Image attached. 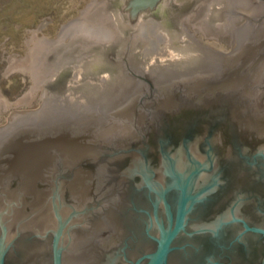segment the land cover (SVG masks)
<instances>
[{"label": "water", "instance_id": "water-1", "mask_svg": "<svg viewBox=\"0 0 264 264\" xmlns=\"http://www.w3.org/2000/svg\"><path fill=\"white\" fill-rule=\"evenodd\" d=\"M160 1L155 14L142 16ZM25 45L30 60L20 69L41 89V106L11 113L0 127V264L10 247L5 227L24 224L33 186L47 184L52 212L62 198V171L80 178L87 162L111 165L123 156L143 162L138 169L144 172V241L155 244L143 256L144 264H168L173 243L185 233L191 198L184 173L186 141L177 137L184 136L186 122L163 116L179 114L175 110L194 93L200 98L236 92L242 129L264 133L263 120L259 123L248 108L264 107V0H91L77 18L59 27L55 38L35 30ZM194 80L218 84L190 88ZM156 115L162 119L158 136L179 131L177 147L146 143ZM164 146L170 148L167 153ZM260 147L264 153V144ZM157 150V171L165 168L168 176L171 167L177 172L164 189L156 177L155 191L148 170ZM169 193L177 195L174 218L165 197ZM158 206L168 212L166 226L157 218ZM241 222L264 240V227ZM218 224L212 229L216 239L225 232ZM61 230L53 233L51 264H62ZM259 252L264 264V248Z\"/></svg>", "mask_w": 264, "mask_h": 264}, {"label": "flooded vegetation", "instance_id": "flooded-vegetation-1", "mask_svg": "<svg viewBox=\"0 0 264 264\" xmlns=\"http://www.w3.org/2000/svg\"><path fill=\"white\" fill-rule=\"evenodd\" d=\"M161 5L160 1L155 9L142 16L155 14ZM207 82L194 80L188 86L207 88L218 84ZM223 93L215 91L200 98L194 93L185 99L183 107L175 108L179 114L163 116L172 123L184 119L187 126L184 136L178 130L169 132L167 137L158 136L162 120L158 115L146 132V143L158 149L160 142L168 143L171 148L179 145L178 139L180 143L186 141L184 173L191 208L186 216L185 233L173 243L168 264L260 262L259 251L264 248V240L245 231L241 220L249 227H264V153L260 149L264 133L257 135L256 127L242 129L239 95L235 92L231 94L233 97H224ZM248 108L259 123L262 120L264 123L261 118L264 107L258 111L253 106ZM166 147L163 150L167 153L170 148L166 150ZM158 151L150 163L152 171L148 170L155 177L151 179L155 191H158L156 177H160L164 189L174 181L177 172L170 165L168 176L165 168L157 171ZM128 158H118L111 165L87 162L82 165L80 178H68L62 171L58 179L62 198L59 209L53 213L47 210L48 194L44 188L47 184L33 186L28 210L21 220H25L24 224L5 227L10 244L5 264H51L53 233L59 228L62 229L59 240L62 264H134L151 252L155 244L144 241L145 184L143 169H138L143 162ZM165 197L169 214L174 218L177 195L169 193ZM162 207L158 206L156 214L166 226L168 212ZM215 224L225 229L220 239L212 233ZM1 234L0 226V237ZM144 262L142 259L139 264Z\"/></svg>", "mask_w": 264, "mask_h": 264}, {"label": "rangeland", "instance_id": "rangeland-1", "mask_svg": "<svg viewBox=\"0 0 264 264\" xmlns=\"http://www.w3.org/2000/svg\"><path fill=\"white\" fill-rule=\"evenodd\" d=\"M91 0H0V127L7 125L11 113L38 110L41 89L29 72L25 45L37 30L53 39L59 27L79 16Z\"/></svg>", "mask_w": 264, "mask_h": 264}]
</instances>
